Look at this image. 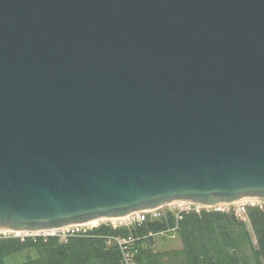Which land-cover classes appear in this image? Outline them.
Instances as JSON below:
<instances>
[{"label": "water", "instance_id": "1", "mask_svg": "<svg viewBox=\"0 0 264 264\" xmlns=\"http://www.w3.org/2000/svg\"><path fill=\"white\" fill-rule=\"evenodd\" d=\"M264 200V0H0V232Z\"/></svg>", "mask_w": 264, "mask_h": 264}, {"label": "trees", "instance_id": "2", "mask_svg": "<svg viewBox=\"0 0 264 264\" xmlns=\"http://www.w3.org/2000/svg\"><path fill=\"white\" fill-rule=\"evenodd\" d=\"M250 226L230 207L175 217L148 215L129 225L101 224L85 233L59 236H0V264H264V210L244 206ZM174 232L181 247L159 251L155 236ZM131 237L129 244L116 239ZM126 256H129L128 262Z\"/></svg>", "mask_w": 264, "mask_h": 264}, {"label": "built area", "instance_id": "3", "mask_svg": "<svg viewBox=\"0 0 264 264\" xmlns=\"http://www.w3.org/2000/svg\"><path fill=\"white\" fill-rule=\"evenodd\" d=\"M241 202H246V205H251V206H258L259 208L264 210V200H252V201H241ZM240 203V202H238ZM244 204V206H245ZM232 205V204H231ZM223 207H228L230 205H219V206H215V207H202L199 205H195V204H191V203H185V202H181V203H174V204H170V205H166L163 206L161 208H158L156 210H152V211H143V212H137L134 213L124 219H129L132 218L133 222H130V224L134 223V222H142L146 219V217L148 215H151L153 218H158L161 216V214L165 213V212H170L171 214H173L175 217H179L180 214L182 213H187V212H199L202 209H214V210H223ZM244 206H242L241 211L244 212ZM121 220V219H119ZM97 223H88V224H83V225H75V226H69V227H65L56 231H44L41 233H35V234H27V233H11V232H6L8 234H11L14 237H20V238H24L26 236H59L62 239H65L66 237L69 236H74L76 234H80V233H85L87 230H90L92 228L97 227L96 225ZM113 227H116V225H112ZM118 226V225H117ZM116 241L118 242L119 245H123V244H129L132 242V238L128 237L125 239H116ZM128 258L129 256H126V261L128 262Z\"/></svg>", "mask_w": 264, "mask_h": 264}, {"label": "rangeland", "instance_id": "4", "mask_svg": "<svg viewBox=\"0 0 264 264\" xmlns=\"http://www.w3.org/2000/svg\"><path fill=\"white\" fill-rule=\"evenodd\" d=\"M246 202H240V203H234L232 205H230V207L235 209L236 214L242 219L244 220L246 227L248 230H250V226L248 224V221L245 217V214L243 211H241L242 206H244ZM264 204V203H263ZM246 206V204H245ZM229 208V206L223 207V210H227ZM130 222H133L132 218L129 219H121V220H102L100 222H98L96 225L99 226L101 224H110L112 225H129ZM10 236L11 234L8 233H2L0 232V236ZM20 238V237H19ZM181 247V242L180 239L178 237L177 234H175L173 231L172 232H166V233H161L157 236H155V248L156 250L159 251H166V250H172V249H178Z\"/></svg>", "mask_w": 264, "mask_h": 264}, {"label": "bare ground", "instance_id": "5", "mask_svg": "<svg viewBox=\"0 0 264 264\" xmlns=\"http://www.w3.org/2000/svg\"><path fill=\"white\" fill-rule=\"evenodd\" d=\"M100 221H102V220H97V221H94L93 223H98V222H100Z\"/></svg>", "mask_w": 264, "mask_h": 264}]
</instances>
